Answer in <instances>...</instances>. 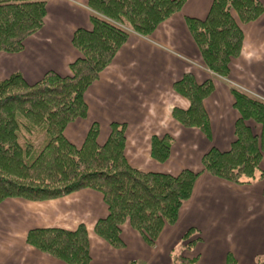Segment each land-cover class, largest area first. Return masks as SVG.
Wrapping results in <instances>:
<instances>
[{"label":"crops","instance_id":"crops-1","mask_svg":"<svg viewBox=\"0 0 264 264\" xmlns=\"http://www.w3.org/2000/svg\"><path fill=\"white\" fill-rule=\"evenodd\" d=\"M264 6V0H260ZM213 0H186L182 9L163 21L148 36L132 32L113 61L85 92L88 112L65 129L66 138L81 147L93 123H98V143L105 144L113 122L125 123V154L134 168L178 175L189 169L203 171L202 158L212 146L221 151L236 139L240 112L232 85L264 99V11L241 25L243 48L230 62L228 77L213 73L191 34L187 18L205 19ZM89 0H49L43 27L29 36L17 53L0 52V81L20 72L29 83L48 71L72 74L70 64L79 56L72 39L79 28L91 29ZM186 73L197 82L212 79L213 93L204 101L212 138L196 127H186L173 117L174 108L188 109L190 101L175 91L174 83ZM256 133L261 126L249 121ZM173 138L171 155L158 161L151 154L153 136ZM264 172V156L260 165ZM109 214L103 194L85 188L68 195L32 201L7 198L0 203V264H68L27 243L30 230L89 232L90 264H174L179 253L195 264H264V177L236 184L207 171L196 181L191 198L181 207L175 224H166L151 245L129 221L121 226L124 246L114 247L95 232L96 223ZM195 231L185 238L186 233ZM189 240H197L191 247Z\"/></svg>","mask_w":264,"mask_h":264},{"label":"trees","instance_id":"trees-1","mask_svg":"<svg viewBox=\"0 0 264 264\" xmlns=\"http://www.w3.org/2000/svg\"><path fill=\"white\" fill-rule=\"evenodd\" d=\"M48 1L0 0V52L17 53L24 48L25 40L43 27ZM185 2L89 0L92 28H79L73 35L72 42L80 56L70 64L71 75L48 71L39 81L29 83L15 72L0 81V203L15 197L42 201L92 188L103 194L109 208L107 217L95 225L100 237L114 247H123L121 226L129 221L154 245L164 226L178 221L181 207L191 198L202 172L236 184L264 177L260 168L264 156V99L234 85V105L240 112L236 139L227 151L212 146L202 158L201 172L185 169L171 175L132 167L125 154V123L113 122L103 145L98 143V123L92 124L81 147L65 136L68 124L87 115L85 92L113 61L130 34L150 35L179 12ZM263 11L260 0H213L205 19L187 18L189 30L213 73L229 76L230 62L243 48L244 32L239 22L254 21ZM174 89L190 101V106L174 108L173 117L186 127L200 129L211 139L204 101L215 89L213 80L199 83L194 74L186 73L174 83ZM249 121L261 126L260 133ZM172 144L170 135L153 136V158L166 161ZM194 231L190 229L185 238L188 240ZM196 241L189 240L187 246ZM27 243L68 264L91 262L85 225L75 230L32 229ZM195 263V258L179 253L174 256V264ZM228 264H236L232 255Z\"/></svg>","mask_w":264,"mask_h":264},{"label":"rangeland","instance_id":"rangeland-1","mask_svg":"<svg viewBox=\"0 0 264 264\" xmlns=\"http://www.w3.org/2000/svg\"><path fill=\"white\" fill-rule=\"evenodd\" d=\"M235 15V17H237V15L236 14H234ZM238 18V17H237ZM239 24H241L242 25V23H240L239 22ZM41 140V139H40ZM40 140L38 141V143L40 142ZM145 264H149V263H145Z\"/></svg>","mask_w":264,"mask_h":264}]
</instances>
